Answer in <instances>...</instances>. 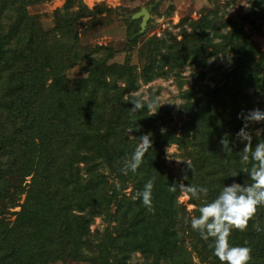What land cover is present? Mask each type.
Instances as JSON below:
<instances>
[{"label": "trees", "instance_id": "16d2710c", "mask_svg": "<svg viewBox=\"0 0 264 264\" xmlns=\"http://www.w3.org/2000/svg\"><path fill=\"white\" fill-rule=\"evenodd\" d=\"M10 1L24 4V0H0V264H28L23 249L32 264L69 256L97 264H129L137 251L145 264H199L190 258L189 245L203 256L204 264H226L213 254L211 238L202 239L191 226L189 234L183 231L176 207L178 180L165 170L163 155L172 143L181 149L193 147L196 173L192 171L186 183L206 186L207 202L225 184L252 182L248 172L255 161L240 160L246 142L236 133L244 123L238 114L252 109L246 87L253 84L264 92V75L251 77L264 67V52L244 26L235 22L231 29H236L231 32L235 40L242 39L238 50L243 59L238 66L246 67L240 72L247 77L244 88L233 91L228 77L221 76L213 94L217 100L222 97L223 110L213 107L210 95H202L195 84L185 89L184 97L195 102L188 107L190 121L177 133V126L167 123L161 111L134 112L131 101L137 97L132 93L142 79L169 76L189 61L205 64L216 52L210 43L221 35L222 27L213 17L201 15L188 22L190 30L181 27L176 35L146 40L140 47L144 64L138 68L130 58L123 64L111 63L114 53L108 46L83 45L76 24L83 14L92 13L88 7L63 15L57 10V39L46 45L26 18L25 5H19L18 19L10 10L5 12L9 23L5 31L2 13ZM131 15L127 16L128 32L135 38L144 31L140 20H132ZM80 62L88 76L69 85L65 70ZM237 74L236 69L233 75ZM234 81L239 79L230 78ZM155 105L160 106L158 101ZM258 125L261 132H250L253 146L264 140V121ZM229 126L232 151L224 152L220 141ZM146 133H151V148L137 170L125 174L121 171L125 160ZM216 163L219 171L207 174L206 169ZM233 172L238 174L231 176ZM29 175L31 182L21 186ZM150 177H155L151 210L136 196ZM130 184L134 187L128 193ZM17 185L22 187L20 194L27 191L19 219L12 223L4 213ZM97 217L102 218L103 227L93 231ZM19 225L21 229L14 227ZM229 242L250 248L248 264H264V206L257 207L245 229L231 231Z\"/></svg>", "mask_w": 264, "mask_h": 264}, {"label": "rangeland", "instance_id": "374dc122", "mask_svg": "<svg viewBox=\"0 0 264 264\" xmlns=\"http://www.w3.org/2000/svg\"><path fill=\"white\" fill-rule=\"evenodd\" d=\"M260 1V3H258ZM24 4L19 3L20 6L25 5V12H27V19L32 26L36 27L39 31V35L46 39V45L56 38V11L61 10V15L66 12L77 13L83 7H88L92 13L89 16H83L77 21L79 36L83 41L85 47L96 49V47L108 46L112 49L114 56L111 58V63L123 64L130 58L132 65H136L138 68H142L144 61L141 59L140 47L149 38L160 37L162 35L170 36L171 33L175 35L182 28H188L191 26L188 23L190 20H197L201 18V15L209 14L213 19L222 27L221 35L216 36L212 43H210L211 49H216L214 55L208 57L205 64L197 66L195 62L189 61L181 66L179 69H175L169 76H159L151 81H143L142 79L137 84L136 90L132 93L137 98L140 96H146L148 99H154L158 101V106H153L152 112L161 111L167 123L177 126V133H180L182 125L186 121H190L188 107L194 103V100H189L184 97L182 92L188 89L190 86H196V89H202L203 94L206 97L210 95L212 106L223 110L222 104L217 100L215 94H213V87L221 76H227L229 80V87L233 91H241L245 84L247 77L240 75V72L246 69L244 64L238 66L239 59H243L239 56L240 44L242 39L235 40L231 32L232 26L236 23L244 26L247 36L253 39L256 44L264 52V0H24ZM15 2L10 1L8 6L4 7L5 10L2 13V20L4 29L7 31L9 23L5 12L10 10L15 18L18 19L19 13L22 9ZM143 6L147 7L150 12V18L147 22L146 30L137 37H130L128 28L129 22L127 16L131 13L139 11ZM17 12V13H16ZM250 14V15H249ZM131 17V16H130ZM140 20L141 17L132 19ZM86 30L84 33L82 31ZM54 32V33H53ZM82 32V33H81ZM47 36V37H46ZM241 37V35H240ZM181 38V35H178ZM57 39V38H56ZM218 45L217 47L215 46ZM131 45L133 47H131ZM57 53V52H55ZM63 53V52H61ZM130 55V56H128ZM57 56H53L56 59ZM62 59V55H61ZM241 61V60H240ZM238 66V67H237ZM238 70V74L235 76L234 71ZM204 73V76H202ZM260 78L264 75V67L258 68L252 73ZM88 76V71L84 68L82 62L77 64H70L65 70V78L69 85L75 83V81ZM249 77V76H248ZM230 78L239 79L238 82H230ZM51 82V79H49ZM119 86L125 85L124 82H119ZM248 92L247 100L250 101V107L252 109L259 108L264 109V92L260 93L257 87H246ZM239 94V93H237ZM201 96V93H198ZM71 98V97H70ZM126 99V97H125ZM74 101L78 100L74 97ZM190 103V104H189ZM61 105V103H60ZM230 106V104L228 103ZM228 106V107H229ZM56 106H53L55 108ZM160 108V109H159ZM197 109V107H195ZM260 122H253L249 128V132L253 130L256 133L261 132L259 127ZM168 126L165 125L164 129ZM231 127L226 131V135L231 131ZM131 137H134V131L129 130ZM191 135L194 133L191 131ZM130 137V138H131ZM194 152L192 146H186V148H180L178 144L172 143L164 148L163 158L165 159V166L168 172L178 180L179 194L176 200V207L178 209V218L182 221V229L187 234L190 231V220L194 215H198V208L207 203L206 195L200 194L193 196L187 189H182L181 184L187 185V178L192 175L194 163ZM220 160L222 157H219ZM180 161H177V160ZM191 163V167L187 166V162ZM198 163V160H196ZM219 165L216 163L210 170L206 169L207 174L218 172ZM109 173V170H107ZM194 173H196L194 171ZM204 172V175H207ZM209 176V175H208ZM31 182V176H26L22 181L21 186H26ZM18 183V181L16 182ZM208 183V182H207ZM209 184V183H208ZM195 186L193 184H189ZM230 185V184H227ZM18 187V185L16 186ZM133 185L130 184L127 188V192H131ZM18 187L12 190L14 195L12 199H9L8 207L4 213L5 217L14 223L19 219L18 212L21 210L20 203L24 202L26 197V191L19 193ZM28 189V187H25ZM17 229H21V225L14 226ZM103 220L101 217H97L92 224V230L102 229ZM235 229V228H234ZM237 230V229H235ZM186 232H184L186 234ZM15 237L12 236L11 238ZM10 238V239H11ZM187 242L189 240L186 239ZM190 252V258L199 264H204L201 256L190 245L188 248ZM21 254V253H18ZM22 254L27 257V263L32 264L30 255L22 250ZM206 256V255H204ZM47 264H97L92 260H85L82 258L68 257L67 259L57 258L51 259ZM129 264H145L144 258L141 252H135L130 258Z\"/></svg>", "mask_w": 264, "mask_h": 264}, {"label": "clouds", "instance_id": "9594fccd", "mask_svg": "<svg viewBox=\"0 0 264 264\" xmlns=\"http://www.w3.org/2000/svg\"><path fill=\"white\" fill-rule=\"evenodd\" d=\"M131 102L133 105L131 109L134 112H151L156 104V100H150L146 96H140ZM238 118H241L244 123L236 135L246 142L240 151V160L247 162L251 158L252 161H255L248 172L252 182L250 184H241L234 181L230 185L225 184L218 195L209 202L202 204L198 208L199 214L192 216L190 220L192 229L197 230L202 239L209 240L211 238L209 246L212 248L213 254L221 262H226V264H248L250 248L248 246L230 244L229 236L234 228L245 229L248 220L255 214L257 207L264 206V140H260L253 146V137L248 131L249 122L264 121V110L259 108L250 109L247 110L246 114H238ZM161 131H164V129L162 128ZM220 143L224 152L232 151L227 135L221 138ZM151 145V133L141 135L130 158L125 160L121 171L125 174L129 170L135 172L143 162L145 153L151 148ZM186 162L187 166L192 168L191 163L189 161ZM237 174L238 172H233L231 176H236ZM154 182L155 177L148 178L143 188L136 193V196L141 199L143 205L148 207L149 210L152 207ZM116 187L119 189V184ZM180 187L187 189L193 196L207 195L209 191L206 186H184L181 184ZM257 230L259 231L260 229L258 228Z\"/></svg>", "mask_w": 264, "mask_h": 264}, {"label": "water", "instance_id": "95a60500", "mask_svg": "<svg viewBox=\"0 0 264 264\" xmlns=\"http://www.w3.org/2000/svg\"><path fill=\"white\" fill-rule=\"evenodd\" d=\"M141 17V32L146 30V25L148 22V19L150 18V12L147 9V7L143 6L139 11L133 13L131 15L132 19L140 18Z\"/></svg>", "mask_w": 264, "mask_h": 264}]
</instances>
